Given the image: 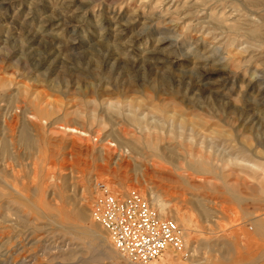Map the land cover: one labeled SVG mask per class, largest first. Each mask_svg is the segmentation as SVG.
Wrapping results in <instances>:
<instances>
[{
	"label": "rangeland",
	"instance_id": "1",
	"mask_svg": "<svg viewBox=\"0 0 264 264\" xmlns=\"http://www.w3.org/2000/svg\"><path fill=\"white\" fill-rule=\"evenodd\" d=\"M0 138V264H132L104 188L171 206L153 264H264V0H0Z\"/></svg>",
	"mask_w": 264,
	"mask_h": 264
},
{
	"label": "built area",
	"instance_id": "2",
	"mask_svg": "<svg viewBox=\"0 0 264 264\" xmlns=\"http://www.w3.org/2000/svg\"><path fill=\"white\" fill-rule=\"evenodd\" d=\"M91 215L116 251L132 264H150L169 249L185 247L184 228L162 217L137 191L123 194L104 188L92 204Z\"/></svg>",
	"mask_w": 264,
	"mask_h": 264
},
{
	"label": "bare ground",
	"instance_id": "3",
	"mask_svg": "<svg viewBox=\"0 0 264 264\" xmlns=\"http://www.w3.org/2000/svg\"><path fill=\"white\" fill-rule=\"evenodd\" d=\"M234 30V29H233ZM260 37V36H259ZM112 104V102H110L109 101V103H107V105L108 106H110L111 104ZM49 104V103H48ZM41 105V104H40ZM8 107V106H7ZM39 107V106H38ZM104 109H105V107H104ZM6 111V110H5ZM3 115H4V113H3ZM11 115V114H10ZM135 115V114H134ZM12 116V115H11ZM4 117V116H3ZM135 117V116H134ZM12 118V117H11ZM6 119H8V118H5L4 119V121L6 120ZM15 119V118H14ZM179 119V118H178ZM3 121V122H4ZM10 121V120H9ZM15 121V120H14ZM135 121V120H134ZM3 122H2V124H3ZM136 122V121H135ZM11 123V122H10ZM17 123V122H16ZM14 125V124H13ZM17 125V124H16ZM15 127V126H14ZM138 127V126H137ZM146 127V126H145ZM10 129V128H9ZM69 129V128H68ZM13 130V129H12ZM70 130H72L73 132H78V130L76 129V128H74V127H72V129H70ZM8 131V130H7ZM213 131V130H212ZM11 132V131H10ZM146 132V131H145ZM9 133V132H8ZM125 134V133H124ZM5 136V135H4ZM2 138V137H1ZM0 138V139H1ZM158 138V137H157ZM2 140V139H1ZM151 140V139H150ZM148 141L147 143L149 144V146H151L152 147V149L154 148V140L153 141ZM3 141V140H2ZM11 141H12V139H11ZM5 142V141H4ZM8 142H9V140H8ZM157 142V141H156ZM109 143H111V142H109ZM157 144V143H156ZM2 145V144H1ZM120 144L119 143H116V146H118V147H121V146H119ZM4 146V145H3ZM10 146V145H9ZM159 146V145H158ZM1 147V146H0ZM156 147H157V145H156ZM134 148V147H133ZM7 149V148H6ZM106 149H107V147H106ZM122 149V148H121ZM168 149H169V147H168ZM111 150V149H110ZM159 150L162 152V154L164 155V156H166V157H168V158H170L172 161H178L179 159H178V157L176 156L177 154H174L172 151H170V152H168L167 151V153H166V150H167V148L164 146L163 148L162 147H159ZM3 152H5V151H3ZM159 152V151H158ZM161 154V155H162ZM2 156H4V155H2ZM7 157V156H6ZM106 158V157H105ZM199 158V157H198ZM3 159H4V157H3ZM116 162V161H115ZM207 163V162H206ZM204 166H205V164H204ZM204 166L202 165V164H199V163H194V164H192L191 165V168L193 169V170H195V171H197V172H205V173H207V172H209V171H207V168H204ZM258 166V165H257ZM190 167V166H189ZM256 167V166H255ZM259 167V166H258ZM257 169V168H256ZM155 197V196H154ZM156 203H157V208H158V210H159V212H160V215L162 216V215H164V214H166V211H170V205H168L167 203H165V202H163V201H161L159 198H156ZM202 207V206H201ZM206 207V206H205ZM206 208H204V211H205V213H206V210H205ZM82 212V211H81ZM209 212V211H208ZM78 214H80V216L83 218V216L81 215V213H78ZM83 214V213H82ZM209 214V213H208ZM76 217H77V215H76ZM163 217V216H162ZM208 219V218H207ZM206 224V223H205ZM204 224V225H205ZM95 226V225H94ZM87 229V231H88V233L87 234H89L90 236H93L94 238H96V235L97 234H95V232L96 231H94V230H92L91 228H86ZM105 230V229H104ZM98 239V238H97ZM193 250V249H192ZM155 261H153V262H151L150 264H153Z\"/></svg>",
	"mask_w": 264,
	"mask_h": 264
}]
</instances>
